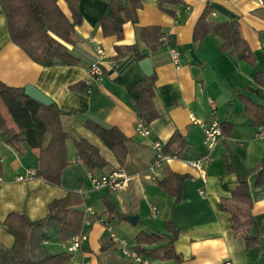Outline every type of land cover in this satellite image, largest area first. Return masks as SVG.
<instances>
[{
	"label": "crops",
	"instance_id": "crops-1",
	"mask_svg": "<svg viewBox=\"0 0 264 264\" xmlns=\"http://www.w3.org/2000/svg\"><path fill=\"white\" fill-rule=\"evenodd\" d=\"M110 1H79L83 22L76 27V45L69 46L72 53L80 57L77 65L59 62L45 66L34 61L11 39L6 15L0 7V80L16 87L35 85L66 112L62 116V126L69 134L67 146L71 162L64 170L60 184L48 182L38 175L29 177V171L37 169L36 152L29 148L22 156L0 135V154L4 158V171L0 175V248H10L14 243L13 234L4 224L10 213H23L31 220H39L48 215L52 200L64 197L69 191L79 192L80 188H85L88 195L79 192L84 201L77 208L85 213L88 208L92 209L96 216L105 219V223L86 224L83 220L81 231L86 233V238L78 250L69 252L72 240L60 239L56 223L48 222L44 229L47 236L43 237L42 231L36 230L30 238L27 247L30 260L67 252L70 258L63 264L75 261L143 264L124 255L116 243L105 249L101 245L109 241L114 232L126 239L134 250L135 238L140 231L170 234L166 223L171 221L179 229L174 248L182 256V264H264V182L257 183L261 169L252 170L264 157V135H259L264 126L252 124L239 98L243 93L264 104V87L255 82L257 72L264 70V0H184L181 5L166 3L163 7L160 0H141L143 6L138 9L137 22L123 24L122 39L115 34L105 35L99 24L102 15L112 13ZM58 4L68 16L71 15L66 0H58ZM206 7L211 10L208 21H239L240 32L252 47L253 64L224 51V40L216 32H210L197 43L193 41L194 28ZM150 25L161 26L164 34L170 36L171 45L180 54V64L174 63L168 44L151 51L139 40L137 27ZM136 42L143 46L141 53L150 58L156 74L154 100L160 117L149 124V136L137 135L135 131L140 119L136 84L148 76L139 63L142 59L136 62L132 54L121 61L113 59L118 45ZM99 46L105 52L102 79H96L90 73V63L97 56ZM192 66L199 68L196 74ZM78 82L89 86L82 92L72 90L70 86ZM210 99L214 100L222 123L227 121L230 126L229 134H224L213 149L205 143L202 126L192 120V116L202 121L212 116L214 109ZM231 102L233 106L229 109ZM87 119L106 127L116 126L130 139L123 165L102 139L86 127ZM175 132L185 137L186 148L180 155L174 154L152 169L154 140L159 139L166 145ZM80 138L97 145L108 162L103 169L94 170L95 173L122 169L129 174L130 180L124 189L89 190L88 175L92 170L79 161L74 144ZM200 158L206 159L205 178L188 163ZM228 162L234 171L228 170ZM169 170L188 175L179 202L157 182L163 180ZM239 175L248 181L252 213L260 220V243L249 249L244 238L232 232L229 212L220 208L221 198L229 196L236 188ZM20 176L26 178L19 180ZM103 199L109 200L119 215L110 214ZM152 205L159 208L157 217L151 214ZM130 214L138 215L135 224L129 221ZM160 244L149 246L152 254L143 258L150 264H178L173 259L161 258Z\"/></svg>",
	"mask_w": 264,
	"mask_h": 264
},
{
	"label": "trees",
	"instance_id": "trees-1",
	"mask_svg": "<svg viewBox=\"0 0 264 264\" xmlns=\"http://www.w3.org/2000/svg\"><path fill=\"white\" fill-rule=\"evenodd\" d=\"M80 0H66L71 15L68 16L59 6L58 0H0L6 18L11 39L22 47L30 57L45 66L57 63L77 65L80 57L72 53L69 46L76 45L78 34L76 27L83 22L79 11ZM166 3L181 5L184 0H160V6ZM109 6L112 13L99 18L105 35H117L122 39L123 24L126 21L137 22L138 9L143 6L141 0H111ZM211 10L206 7L199 18L193 33L195 43L204 39L210 32H216L224 42L222 49L235 54L239 59L251 64L255 62L251 45L240 32L239 21L226 22L208 21ZM138 38L151 51H156L163 43L161 37L164 30L159 25L137 27ZM142 45L136 42L132 45L116 47V61L132 54L136 62L146 55L141 53ZM255 82L264 87V70L257 72ZM85 82L70 86L72 90L84 91L88 88ZM156 74L152 73L146 80H139L136 89L139 100L136 102L138 113L147 124L160 117L155 104ZM252 124L264 126V104L255 101L245 94L239 95ZM63 111L53 101L51 105L43 104L25 93L24 87L10 86L0 80V135L5 137L7 144L12 145L20 155L24 156L32 149L38 156L36 175L48 182L60 184L63 172L71 164L68 156L67 140L69 134L62 126ZM85 125L98 135L112 150L119 164L123 165L128 154L127 142L130 140L118 127H106L93 119H87ZM227 121L222 123L224 134H229ZM79 161L89 170H101L107 164L100 148L86 138L74 142ZM187 146L184 136L175 132L164 149L167 153L180 155ZM228 170L234 171L228 162ZM261 169L258 184L264 182V157L252 170ZM4 171V158L0 154V175ZM188 175L169 170L163 180L157 182L168 192L176 196V202L182 199V186ZM84 201L78 191H69L64 197L56 198L49 203L48 215L39 220H31L23 213L12 212L4 220V224L14 236L12 247L0 248V264H63L70 258L67 252L48 254L40 260L33 261L27 257V247L32 234L42 231L47 236L45 227L48 222L56 223L60 239L67 241L79 234L83 227L85 212L78 205ZM108 212L119 215L112 203L103 199ZM220 208L229 212L232 232L244 238L246 247L254 248L260 243V220L252 213L253 200L248 181L239 175L238 185L227 197L221 198ZM166 228L170 234L140 231L135 238L133 249L140 256H150L149 246L160 244L163 249L161 258L173 259L182 264V256L174 248L179 229L168 221ZM166 241L165 243H162ZM115 244L111 239L104 241L102 249Z\"/></svg>",
	"mask_w": 264,
	"mask_h": 264
},
{
	"label": "built area",
	"instance_id": "built-area-1",
	"mask_svg": "<svg viewBox=\"0 0 264 264\" xmlns=\"http://www.w3.org/2000/svg\"><path fill=\"white\" fill-rule=\"evenodd\" d=\"M161 41L163 45H167L170 47V52L172 59L175 64H180V54L177 51L176 48H174L171 45V38L169 35L164 34L161 37ZM96 57L92 58V61L90 63V73L94 75L96 79H102L104 70L102 67V60L105 58V52L104 49L99 46L96 49ZM210 105L214 109L212 112V116L207 120H200L197 119L195 116H192V120L195 123H198L202 126L204 130L205 135V143L208 145L210 149H213L217 143L222 139L224 136L223 129H222V121L220 119L219 114L216 110V104L213 99H210ZM135 131L137 135L140 136H149L151 134V127L149 124H147L142 118L138 119ZM259 135H264V129L260 132ZM153 147L155 149V156L151 164V168L154 169L162 164L163 161L168 160L171 157H174L175 155L172 153H167L164 149L165 144L163 141L159 139H155L153 143ZM206 161L205 158H200L196 160H189L188 163L195 167L201 177L205 178V170H204V162ZM36 175V169H32L29 171V177ZM156 176V173H154V177ZM26 177L20 176L18 177L19 180H23ZM130 180L129 174L124 172L122 169H115L109 173H102L97 174L94 171H91L88 175V181H89V190H96L103 187H109L114 190H121L124 189ZM79 192L86 196L88 195V190L85 188H80ZM203 192V191H201ZM159 212V208L157 205H152L151 208V214L153 217H157ZM93 221H101L102 223H105V219L101 218L99 216H96L95 213L92 211V209L88 208L85 217H84V223L91 224ZM86 238V233L84 231H81L79 234L73 236L71 238L72 243L68 246L69 252H74L78 250L81 246L82 241ZM110 239H112L116 244H118L121 247V251L124 255L133 257L139 261H141L143 264H150L149 261L140 255H138L134 250L130 248V244L126 239H123L119 237L116 233L112 232L110 234ZM73 264H90L89 262H78L75 261Z\"/></svg>",
	"mask_w": 264,
	"mask_h": 264
},
{
	"label": "water",
	"instance_id": "water-1",
	"mask_svg": "<svg viewBox=\"0 0 264 264\" xmlns=\"http://www.w3.org/2000/svg\"><path fill=\"white\" fill-rule=\"evenodd\" d=\"M139 63L147 75H151L153 73L152 62H151L149 57L143 58ZM197 70H199V68L197 66H192V71L194 74H196L195 71H197ZM25 93L27 95H29L30 97H32L33 99H35V100H37L43 104L51 105L53 103V99L35 85H32V84L27 85L25 87ZM232 106H233L232 102L228 103L229 109H232ZM137 218H138L137 214L128 215L129 221L133 224L136 223Z\"/></svg>",
	"mask_w": 264,
	"mask_h": 264
}]
</instances>
